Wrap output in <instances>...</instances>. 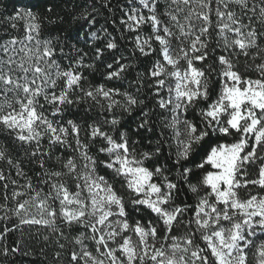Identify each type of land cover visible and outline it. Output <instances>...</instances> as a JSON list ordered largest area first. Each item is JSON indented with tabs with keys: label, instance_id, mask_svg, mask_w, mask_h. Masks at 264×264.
Wrapping results in <instances>:
<instances>
[{
	"label": "snow or ice",
	"instance_id": "1",
	"mask_svg": "<svg viewBox=\"0 0 264 264\" xmlns=\"http://www.w3.org/2000/svg\"><path fill=\"white\" fill-rule=\"evenodd\" d=\"M87 5L0 0V264H264V0Z\"/></svg>",
	"mask_w": 264,
	"mask_h": 264
},
{
	"label": "trees",
	"instance_id": "2",
	"mask_svg": "<svg viewBox=\"0 0 264 264\" xmlns=\"http://www.w3.org/2000/svg\"><path fill=\"white\" fill-rule=\"evenodd\" d=\"M78 2L80 4H83L84 0H78ZM4 3L7 4L8 0H4ZM113 5L119 4L121 7L124 6L125 4V0H112ZM92 5V0H88V7H91ZM96 6L97 8H99V12L95 13L96 19L99 22L98 25L96 27H103V29L107 32H111L113 35L120 37L121 36V31H120V27H119V19H120V10L117 9V11L115 13H113L110 10H105L100 8V0H96ZM62 7L64 8L65 12L71 13L75 10L76 8V3H66L64 5H62ZM9 11H11V9L9 8ZM67 19H69V21L72 23V27L75 28L76 24L75 22L72 20V18L69 16L67 17ZM84 31H89V29L85 28ZM124 34L127 36V39H121L120 43L121 45H126L127 48L129 49V51L131 50V34H128L127 31L125 30ZM84 33L81 32V36L83 37ZM91 43V41H90ZM128 53H126L127 55ZM20 239H24L27 240L28 237L27 235L25 236H21L20 232L17 231L16 233H14L10 239H9V244H12L13 240H20ZM12 261H14V264H41V262H43V264H48V261L45 259V257L40 256V255H33V256H13L10 258Z\"/></svg>",
	"mask_w": 264,
	"mask_h": 264
}]
</instances>
